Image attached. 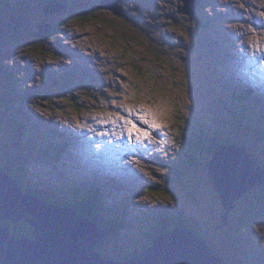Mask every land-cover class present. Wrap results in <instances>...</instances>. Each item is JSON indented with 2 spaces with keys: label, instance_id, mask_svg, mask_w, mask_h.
Returning a JSON list of instances; mask_svg holds the SVG:
<instances>
[{
  "label": "rangeland",
  "instance_id": "374dc122",
  "mask_svg": "<svg viewBox=\"0 0 264 264\" xmlns=\"http://www.w3.org/2000/svg\"><path fill=\"white\" fill-rule=\"evenodd\" d=\"M20 1L27 4L32 13L28 18V28L31 31L25 29V32L33 34L39 19L37 10L40 2ZM84 1L91 7L93 16L75 19L73 16L76 13H71L70 20L67 21L69 12L63 9L55 10L46 16L47 20L41 29V33H53L52 37L48 40L46 37L36 38L32 44L25 45L12 43L10 40L0 55L2 77L13 88L12 93L7 96V99L12 100L9 106L20 112L21 119L27 125V131L33 134L35 129L46 123L57 131L74 132L72 142L62 146V153L57 160L61 172L43 178L30 175V178L34 183L42 181L58 183L62 173L88 175L92 172L93 175L103 176L113 174L122 177L123 182L129 178L131 181L126 184V188L121 189L118 185L114 193H111L110 204L123 202L122 204L128 208L129 219L127 227L129 230L122 228V233L113 237L114 242H122L124 236H135L130 230L136 228L145 229L147 239L153 240L154 234L151 235L148 231L152 227V220L148 219L165 224L168 219H162L159 215L164 206L170 209H185L188 206L192 215L187 218L193 220L200 229L201 225L213 228V235L209 237L214 247L224 250L223 242L227 241L232 249L231 261H235L238 256L252 253L253 255L246 258L245 263L263 264L264 215L253 214V225L237 224L238 217H242L239 216L241 211L247 208L249 198L233 194L228 200L221 201L217 187L220 189L230 182L222 174L224 169L237 167L247 171L252 163L257 170L259 183L249 190L248 194L256 192L259 186L264 187V173L260 164L264 163V141L246 137L245 140L236 143L241 131L237 125L230 122L226 116L228 111L225 110L224 114L222 107V98L230 96L224 85L232 87L235 79L233 76L226 77L231 84L223 81V77L220 80L214 79L207 72V67L216 51L210 46L211 40L221 38L224 44L233 35L238 38V42L235 47L227 48L234 54L238 47L237 53H240L236 57L233 56L237 59L235 67H232L234 72L241 70V63L246 72L254 67L252 61L244 60L241 56L244 47L246 51L255 53L251 54L254 55L257 67L253 72L260 74V71H264V42L258 39L264 40V36L255 33V26H258V23L262 26L261 29L264 28V0H217L220 2L217 8L219 16L214 12V6L206 7L214 33L200 35V43L204 40L205 45L203 48L194 45L201 56L193 61H189L188 50L184 52L189 46L190 34L187 32V37L181 36L183 26L174 29L168 15L182 16L185 9L192 13L194 7L200 5L201 0H195L187 6L183 0H167L165 4L161 2L158 5L162 8L156 20H153L151 0H108L106 3L102 2L103 0ZM65 2L68 3L67 0ZM110 2L117 4L121 14L108 8ZM64 5L59 2V6ZM4 8L0 6V10H5ZM77 9L79 7L71 10ZM257 15L261 18L258 19ZM136 19L147 24L152 23L149 25L150 29L159 36L161 32L156 29V24L173 34L168 39L160 40L159 53L163 54L152 52L150 43L145 39L152 33L148 30L146 33L144 31L143 34L139 33L131 22ZM23 36L24 34L21 37ZM153 36L155 37L154 34ZM195 37L199 41L197 34ZM43 41L40 49H37L39 42ZM72 46L74 48H71ZM135 64L143 67L146 73H138ZM80 68H83L88 78L94 81L93 84L86 83V89L99 94L95 95L96 99L93 101L88 98L90 95L88 91H83L78 97V106L69 103L66 97L71 93V86L78 81L77 72H80ZM186 71L192 76L187 77ZM251 74L247 72L245 76ZM49 75H52L50 78L59 79L46 81L50 79ZM260 75L261 78L257 82L255 80L251 82L256 85L254 96L258 100H263L264 75ZM72 80L75 81L70 86L61 87ZM243 84L246 83H242V89L239 91L242 93L248 88V85ZM47 85H50L55 96L54 102L57 106L54 108H49L44 102L40 103L39 99L32 95L33 92L42 93ZM92 87L96 89L93 90ZM137 92L142 97L138 104L134 102L135 98L138 99L140 96L139 94L134 96ZM5 104L7 103L3 105ZM223 105H227L225 100ZM244 116L250 118L248 115ZM194 118H199L208 125L212 134L226 140L228 146L219 152L228 162H211L216 154L208 162L209 156L202 155L204 162H200L192 170V176L187 180L190 187L181 193L180 198L170 201L171 197L168 196L167 190L174 188L173 178L176 176H171L167 182L164 180L174 170L178 150L184 147L187 137L193 138L195 135L196 129L191 127ZM250 132L254 133L253 130ZM82 140L87 141L88 146H83ZM93 141L97 143L95 153L89 150V145ZM67 176H64V181L67 180ZM210 178L213 179L210 181L208 180ZM210 185L215 186L216 192ZM106 188L107 186L102 190ZM155 188L160 190L156 191ZM50 189L48 197L57 194L59 195L56 196L57 201L61 200L60 202L64 204L62 188L53 187L51 184ZM248 189L249 187L244 188L243 192ZM96 192H99V188ZM192 193L199 197L193 198ZM223 196L225 197L224 193ZM238 201H242L238 211L232 212ZM213 214H217V222L211 223L210 216ZM164 216L172 217L168 213ZM12 218L13 215L10 219ZM244 226L251 235L242 239L237 234L239 228ZM26 229L27 226L20 228L22 235L26 233ZM135 232L137 233L136 230ZM125 243L127 247L131 244L128 240H125Z\"/></svg>",
  "mask_w": 264,
  "mask_h": 264
},
{
  "label": "trees",
  "instance_id": "16d2710c",
  "mask_svg": "<svg viewBox=\"0 0 264 264\" xmlns=\"http://www.w3.org/2000/svg\"><path fill=\"white\" fill-rule=\"evenodd\" d=\"M158 2L161 3L162 0H157ZM211 2V0H202L201 4L196 7V9L191 13L190 11L184 12L183 18H176L172 19V22H174L173 26L174 29H177L180 25L183 26V29L181 31L182 36L187 37L186 34L187 32L190 34V37L188 39L189 41V46L185 49L184 52L187 50V54L189 57V61L195 60L198 56H201L198 49L194 46L197 44L199 47L203 48L205 45L204 40L203 43H200V27L207 29L208 26L211 24L210 18L208 15L204 16L203 15V10L208 6V4ZM79 9L77 10H70L69 13L67 14V21L70 20L71 13H76L73 17L75 19H79V17L82 18H88L93 16V12H91V7L86 6L85 1H79ZM84 8V10H83ZM83 10V11H82ZM131 14V13H130ZM129 14V16H130ZM192 14V15H191ZM190 15V16H188ZM131 17V16H130ZM129 18V17H128ZM43 18H39L37 22V27L35 28V33H39L37 31H40L41 25L44 23ZM133 27H135L139 33L143 34V31L140 27H137L136 20L133 22L131 20ZM65 24V23H63ZM2 23L0 24V26ZM28 25V23L26 24ZM172 26V27H173ZM25 27L22 24H17L16 27H11L8 26L10 29L9 33H6L5 30L0 31L2 34L0 35V48L2 46H8V43L10 40H12V43L20 42L23 41L24 45L26 43L32 44L33 42L36 41V37L33 36V34H28L25 32L24 29H21ZM27 29V28H26ZM145 32V31H144ZM34 33V32H33ZM146 33V32H145ZM152 35L146 36L145 39L149 40V43L151 46L154 48L156 47V52H158L159 44H160V36L157 32H151ZM24 34L23 37H21ZM155 35V37L153 36ZM197 34L199 41L195 37ZM53 36V33H47L44 34V36L40 39L47 38V40ZM224 37V36H222ZM191 43V47H190ZM227 45V41L223 44L221 38H218L217 40V46L216 48L218 50H221L223 52L226 51L227 47L221 48L219 45ZM42 45V43L40 44ZM40 45H37V49ZM210 46H213V41L211 40ZM228 46V45H227ZM190 48V49H189ZM219 62V60L217 61ZM203 69L204 65L202 64ZM140 71L145 74L146 70H144L142 67H138ZM81 79L78 80L74 85L71 86L72 90L69 95V97H66L64 93H62L63 96L68 98L69 103H74L79 106L78 102V97L80 93L83 91H88L90 94L88 98L92 99L93 101L96 99L95 92L91 91L90 89L87 90L85 85L86 82L92 83L93 81L88 78L87 74L85 72H80ZM187 77H189L191 74L186 71ZM192 76V75H191ZM84 79V80H83ZM46 81H51V79H48ZM75 80L69 81L65 84H63L61 87L64 88V86H70L72 82ZM199 84H200V79H199ZM2 86V87H1ZM91 89L95 90L96 87H92ZM13 91V88L5 82V79L2 77L0 73V128H3V131L0 130V139H1V146H0V172L1 171H6L8 174L13 176L14 181L16 184L20 187L21 189V195L23 197H29L28 194L33 195V196H40V192H31L29 188H27L24 183V176H25V170L23 168H15L13 165V162L19 161L25 156L28 157H35L37 159H47L50 160V155L52 154L53 150L58 147L59 144L53 143V139L58 137L59 134L58 132L53 129V130H47L43 136L47 140V143L44 148H37V149H32L33 143H34V138L33 136L30 137L28 141H25V133H24V127L25 124L21 119L20 112L16 111L15 109L11 108L8 104L12 100L7 99V96H9ZM155 91V88L153 89ZM139 94L140 96L135 98L134 102L138 104V102L142 101L141 94L139 92L135 93L134 96ZM37 98H40L39 102L40 103H46L49 108H53L56 106L54 100L55 96L52 93V89L50 85H47L43 92L40 94H36ZM2 102V103H1ZM231 105H233L234 109L236 110V113L240 119V121H243L247 126H250L251 129L255 130L257 133L260 134L262 138H264V129L258 128L256 126H253L250 124L246 118L245 114L247 112L239 107L237 105V102L231 98V101H228ZM4 103H7L6 105H3ZM249 109L253 110L254 113H258V105L255 104L254 107L252 105H249ZM252 117V116H251ZM192 128L196 129L195 135L193 138H188L187 141L184 142V147L181 150H178L177 152V163L174 165V170L171 171V173L166 176L164 181L170 180V177L175 175L176 178L174 179V188L170 191L167 190V194L171 199L176 200L182 192H185L186 189L190 187L188 184V178L192 176V170L196 168L197 165L200 164V162H204L202 155L206 154L209 156V161L211 158L216 154V149L220 145L226 144V140L223 139L222 137L216 136V134H212L211 130H209V126L206 125L203 121H201L199 118H194L193 122L191 124ZM7 131L10 133V137L5 135L3 132ZM57 134V135H56ZM244 140L243 134L241 133L240 136L236 139L237 140ZM57 155L61 154V152H55ZM23 156V157H22ZM22 157V158H21ZM27 165L30 164V162H26ZM209 164V163H208ZM261 165L264 166V163H260ZM186 178V179H185ZM211 180L213 178H210ZM100 178H96L97 184L99 183ZM154 189V188H153ZM156 191H159L160 188H155ZM28 193V194H27ZM56 196H59L56 194ZM56 196H49L48 200L49 202H57V204H61V207H64V205L59 201H57ZM54 197V198H53ZM246 197L249 198V203L247 205V208L244 211H241V214L239 216H242L240 218V223H242L245 219H249V221L254 220L252 217V213H254L257 209L260 210V212L264 215V187L259 186L258 190L255 192L253 191L252 193L248 194ZM81 195L80 194H75L73 197V205L76 211L78 212L79 218L91 222L88 219L85 218L84 215H82V209L81 205H84V202H80ZM92 200V198H90ZM98 200L97 205L94 207L91 202L90 204V217L93 221H95L99 226H102L103 229L108 230V233L111 232H116L118 235L122 233V227L126 225L125 223L128 221L127 219V213H128V208L125 207L122 203L123 202H116L114 205H116V210H114V205L109 204L108 206H104V202H100ZM242 203V201H239L236 203V206L234 207V211L236 212L239 209V205ZM252 207V208H249ZM221 209H219L220 211ZM218 211V213H219ZM166 213H169L168 211H165L163 213H159L160 217L162 219H168L165 224H162L158 221H155L153 219H148L152 220V229L154 232V236L157 237L158 235L161 234V232L165 229H170V230H177L179 228H182L186 230L187 232L193 231L197 233L203 240L210 241L209 235H213L212 227H208L207 234L199 230V226L190 218H183V217H166ZM211 217V223L216 221L217 214H213ZM181 222H180V221ZM191 221V222H190ZM6 227L11 231L12 229L9 227V223L13 226H17L13 220L7 219L4 220ZM13 222V223H12ZM25 222V221H23ZM109 222V223H108ZM217 222V221H216ZM93 223V222H92ZM20 224V223H18ZM25 225H20L21 227L27 226V229L25 230L26 233L22 235L20 232V229L18 231V237L21 239L22 237H26L29 240L35 241L37 231L36 229L29 223H23ZM230 225V224H229ZM228 227L227 225H225ZM128 227V226H126ZM135 230L141 231L140 228H136ZM249 234L248 232H242L241 234L237 235H242L244 238V235ZM110 238V236H108ZM143 238H146L145 236ZM127 239H133L132 237H128ZM151 240H141V243L145 244L143 246V253L148 252V250L152 247L153 243H148ZM139 242V241H138ZM148 243V244H146ZM110 246L105 243V240L101 241V244L96 246L95 251L101 252L103 255L106 256V252H109V255L111 256V259H122L124 257H128L131 255H134L136 250L135 245L129 246L126 250H114V249H108ZM214 248V247H213ZM215 254V258L218 259L220 264H228L226 256L221 253L220 251L213 250ZM137 254H139V251H137ZM142 254V252L140 253ZM264 257V256H263ZM126 259V258H124ZM264 264V263H263Z\"/></svg>",
  "mask_w": 264,
  "mask_h": 264
},
{
  "label": "water",
  "instance_id": "95a60500",
  "mask_svg": "<svg viewBox=\"0 0 264 264\" xmlns=\"http://www.w3.org/2000/svg\"><path fill=\"white\" fill-rule=\"evenodd\" d=\"M103 1L104 3L107 2V0ZM108 8L121 14L116 3L110 2ZM43 36L44 33L36 37L42 38ZM222 147L225 146L217 148L215 158L211 162H228L219 152L223 151ZM222 174L230 182L220 189L215 184L221 200H228L233 194L237 196L245 195L259 183L258 173L253 163L247 171L232 167L231 169H224ZM208 180L211 181V179ZM10 182H13V179L8 177L4 171L0 172V188H4ZM210 186L216 192L215 186ZM246 187H249V189L243 192ZM192 197L198 198L199 195L192 193ZM33 203L38 207L44 205V202L40 199L34 200ZM17 210L21 211V214L24 212L21 207L17 209L16 206L12 205L10 199L6 200L3 192L0 191V219L10 218V214L13 215L12 220L14 221L21 219L22 216H19ZM61 210L65 211L68 216L66 221L57 222L51 217H45L40 221L39 219L37 220L38 223L34 224V228L37 231L35 241H30L26 237H22L19 240L17 235L20 228L18 226H13L9 223L11 231L7 227L0 226V261H3L0 264H12L14 262L16 264H115L117 262L104 260L99 254L101 261H97L95 256L98 252L95 251L94 247L91 248L93 237L88 232L89 223L91 225L92 222L80 219L75 215V211L73 213L70 208L61 207ZM26 220L29 221L27 218ZM80 221L86 224L83 229L78 226ZM0 222H4V220ZM1 230H6L7 232L2 233ZM85 233L90 238V245L86 243ZM102 236L103 232L101 230L95 242ZM3 243H6V245L4 246ZM127 261L125 260L121 264H126ZM131 264L220 263L215 258L212 247L207 242L203 241L194 232H187L179 228L158 235L148 252L137 255Z\"/></svg>",
  "mask_w": 264,
  "mask_h": 264
},
{
  "label": "clouds",
  "instance_id": "9594fccd",
  "mask_svg": "<svg viewBox=\"0 0 264 264\" xmlns=\"http://www.w3.org/2000/svg\"><path fill=\"white\" fill-rule=\"evenodd\" d=\"M108 1V0H107ZM56 9L54 8V6H53V3L51 2V1H48L46 4H44V6L43 7H40L39 6V8H38V10H37V12H38V15L41 17V18H43V19H45V20H47L46 19V16H49V14L51 13V12H54ZM45 20H44V22H45ZM153 20H155V19H153ZM28 22H24V23H22V25H24L25 26V29L27 28L28 30H30L31 31V29H29L28 27H29V24L28 25H26ZM152 23H150V24H147V23H145L144 21H142V20H139L138 21V23H137V27H140L141 29H142V31H145L146 32V30H148V31H151V32H154V31H152L151 29H150V27H149V25H151ZM157 25V24H156ZM155 25V26H156ZM172 25V24H171ZM42 26H43V24L41 25V29H42ZM52 28V24H51V27H50V29ZM2 29V31L3 30H5V32L6 33H9V32H12V31H10V29H7V28H1ZM41 29H40V31H37V32H39V33H33V36L34 37H36V36H38V35H40V34H43V33H41ZM34 32H35V30H34ZM37 38V37H36ZM37 39H40V38H37ZM160 39L161 40H163V35H162V33H161V35H160ZM148 42H149V40H148ZM150 47H151V50H152V52L153 53H155V54H158L159 52H160V49L158 50V52H156V47H152L151 46V44H150ZM160 48V47H159ZM161 54H163V53H159V55H161ZM135 67H136V71L138 72V73H140V74H143L141 71H140V69L138 68V67H141V66H139L138 64H135ZM143 68V67H142ZM144 69V68H143ZM145 70V69H144ZM224 81H227V83L228 84H231V82L230 81H228L226 78L224 79ZM228 101H231V97L229 96L228 97ZM217 136V135H216ZM245 140V139H244ZM241 140H237L236 141V143H239ZM220 146H225V147H227L228 145H226V144H224V145H220ZM219 147V146H218ZM217 147V148H218ZM225 147H222V148H225ZM221 148V149H222ZM216 151H217V149H216ZM261 170L263 171V173H264V166L262 165V168H261ZM45 187H46V193L45 194H47V193H49V190H50V187L49 186H47V185H44ZM49 187V188H48ZM153 189V188H152ZM171 191V190H170ZM248 195V193H246L245 194V196H247ZM181 197V195L178 197V198H180ZM177 198V199H178ZM98 199H99V201L100 202H102V198H101V196L100 195H98ZM107 199V198H106ZM112 199V198H111ZM111 199H110V201H111ZM176 199V200H177ZM45 200L47 201L48 200V197L46 196V198H45ZM172 200H174V199H172ZM222 201V200H221ZM104 202V206H108V203H106L105 201H103ZM239 202V201H238ZM237 203V202H236ZM236 203H235V206H236ZM84 206V205H83ZM234 206V207H235ZM83 210H84V207H83ZM235 209L233 208L232 209V211H234ZM165 211H168L169 213V215H171L172 217H183V218H186L187 219V216H190L191 214H189V213H187V212H191L190 210H189V208H188V206L185 208V209H170V210H166V208H164V209H162V211H161V213H163V212H165ZM258 214V215H263L261 212H260V210L259 209H257L254 213H252V215L253 214ZM83 215V214H82ZM10 216V218H11V216H12V214H10L9 215ZM10 218H2L1 220H7V219H10ZM86 218V217H85ZM161 218V217H160ZM19 220H21L22 222L23 221H25V222H27V223H29V224H31L32 226H33V224L32 223H30L29 221H27L26 220V218L25 217H22L21 219H19ZM236 223L237 224H240V225H246V224H250V225H253L252 224V221H249V219H245L242 223H240V217H238V220L236 221ZM0 226L1 227H6V225H5V222H0ZM202 226V229H200L199 228V230H201L202 232H204L205 234H207V232H208V230H207V228H205V226H203V225H201ZM34 227V226H33ZM219 227V226H218ZM144 231H145V229H143ZM152 227L150 228V229H148V231L151 233L152 232ZM167 231H171L170 229H165V230H163L162 232H161V234L162 233H165V232H167ZM248 232V233H250L247 229H246V227L244 226V227H241V228H239V231H238V234H241L242 232ZM103 232V231H102ZM193 232V231H192ZM212 232H213V230H212ZM195 233V232H194ZM195 234H197V233H195ZM111 234H107V239H108V241H109V237L108 236H110ZM198 235V234H197ZM18 236V235H17ZM105 236V233L103 232V236L102 237H104ZM199 236V235H198ZM238 236H240V235H238ZM247 236H249V234H246V235H244V238L245 237H247ZM200 237V236H199ZM242 239H244L243 237H242V235L240 236ZM156 238V237H155ZM154 238V239H155ZM201 238V237H200ZM18 239H19V237H18ZM28 239V238H27ZM100 239V238H99ZM99 239L96 241V246H98V245H100V241H99ZM154 239L153 240H151L150 242H148V243H153V241H154ZM202 239V238H201ZM19 240H21V239H19ZM146 240H148V239H146ZM203 240V239H202ZM30 241H33V240H30ZM203 241H205V240H203ZM140 242V241H139ZM205 242H207L211 247H212V249L213 250H217V251H220L221 253H223L225 256H226V258H227V262H228V264H237L236 262H234V261H231L230 259L232 258V249L229 247V245L227 244V241L226 240H224V242H223V246H224V250H222V249H219L218 247H214V245H213V243L212 242H208V241H205ZM137 243H138V241H137ZM141 243V242H140ZM140 243H138V244H136V250L137 251H139V254L142 252L143 253V246L145 245V244H143V243H141V245L142 246H140ZM148 243H146V244H148ZM5 245H6V243H5ZM214 247V248H213ZM96 248V247H95ZM94 248V249H95ZM251 248H254V247H251ZM108 249H110V248H108ZM260 249V251H262V249H261V247L259 248ZM137 251L135 252V254L134 255H131L132 256V258H134V257H136L137 255H139V254H137ZM98 252V251H97ZM98 254L100 255L101 254V252H98ZM251 255H253L252 253H246L245 255H243V260H242V262L240 263V264H246L245 263V261H246V258L248 257V256H251ZM101 256V255H100ZM104 260H107V261H109V260H111V256L109 255V252H106V256L105 257H102ZM131 258V259H132ZM116 259H118V258H116Z\"/></svg>",
  "mask_w": 264,
  "mask_h": 264
},
{
  "label": "flooded vegetation",
  "instance_id": "af4514ba",
  "mask_svg": "<svg viewBox=\"0 0 264 264\" xmlns=\"http://www.w3.org/2000/svg\"><path fill=\"white\" fill-rule=\"evenodd\" d=\"M43 44V42H39V45L40 44ZM54 127L50 124H46V123H43L41 124V127L39 129H35L34 130V134H35V138H34V143H33V146H40L43 144V141L45 140V137L43 136V134L47 131V130H53ZM5 135L9 136L10 137V134L8 132H3ZM19 228H21L20 225H25L23 223H26V222H22V221H19V222H14ZM20 223V224H18Z\"/></svg>",
  "mask_w": 264,
  "mask_h": 264
},
{
  "label": "bare ground",
  "instance_id": "6f19581e",
  "mask_svg": "<svg viewBox=\"0 0 264 264\" xmlns=\"http://www.w3.org/2000/svg\"><path fill=\"white\" fill-rule=\"evenodd\" d=\"M184 1V4H186V6L187 5H189V4H191V3H193V2H195V0H183ZM102 2H104V1H102ZM253 8H255V6L253 5ZM262 11V10H261ZM258 16V18H261L259 15H257ZM244 44V43H243ZM52 203V202H51ZM75 209V208H74ZM75 215L76 216H78L79 217V215H78V212L76 211V209H75ZM14 221V220H13ZM19 221H21V220H19V219H17V220H15L14 222H19ZM9 233V232H8ZM9 236H10V233H9ZM3 245L5 246V243H3ZM101 255V257H105V255H103L102 253L100 254Z\"/></svg>",
  "mask_w": 264,
  "mask_h": 264
}]
</instances>
